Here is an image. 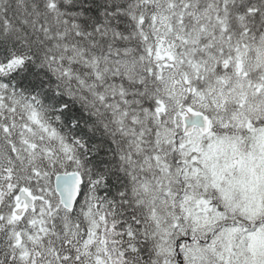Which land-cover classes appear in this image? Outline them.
I'll list each match as a JSON object with an SVG mask.
<instances>
[{
  "label": "snow or ice",
  "instance_id": "snow-or-ice-1",
  "mask_svg": "<svg viewBox=\"0 0 264 264\" xmlns=\"http://www.w3.org/2000/svg\"><path fill=\"white\" fill-rule=\"evenodd\" d=\"M0 264H264V0H0Z\"/></svg>",
  "mask_w": 264,
  "mask_h": 264
}]
</instances>
